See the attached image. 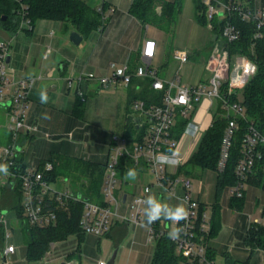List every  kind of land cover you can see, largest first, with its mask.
Instances as JSON below:
<instances>
[{
	"label": "built area",
	"instance_id": "2783aa9c",
	"mask_svg": "<svg viewBox=\"0 0 264 264\" xmlns=\"http://www.w3.org/2000/svg\"><path fill=\"white\" fill-rule=\"evenodd\" d=\"M204 6L207 25L212 31L211 20L216 17L219 31L213 40L210 55L205 63L209 73L208 79L190 86L180 82L176 73L171 78L158 76L157 68L153 67L150 58L154 55L156 42L154 39L144 40L141 57L133 70L127 63L122 65L109 64L110 72L97 75L94 72H81L68 79L67 87H74L75 92L84 99L85 82L94 81L99 87L129 86L133 76L150 79L152 90L161 92L160 102H146L136 98L129 104L127 116L134 125L132 135H113L107 152L106 167L102 181V203H98L77 195L70 188L59 189L55 181L49 179L53 164L43 160L41 165H23L20 161L22 145L20 139L25 133L31 132L35 125L28 122V105L34 77L13 79L6 70V58L11 53V41L0 39V106L5 111L3 127L7 132L5 142L0 143V164L8 165V175L0 173L4 186L17 188L20 192V208L26 222L30 225L53 226L57 221V211L66 210L74 202L83 205L80 217L81 230L84 234L103 236L110 230L115 221L138 225L144 213L143 202L146 195L155 188L182 202L188 211L186 219L174 222L161 218L147 227V240L155 241L157 236L167 235L174 243L176 251L185 259L186 264H214L207 256V236L210 230V219L207 218L206 206L192 194L193 184L188 177H178V168L189 158L180 155L178 147L185 134L197 135L198 124L188 115L194 111L200 100L220 101V114L227 119L219 148L216 171L222 172L229 156L232 139L238 129V118L243 119V137L240 146V158L234 172L236 182L229 186L231 196L241 197L250 179L259 172L264 176V134L249 119L244 106L240 103L239 89L253 73L255 65L246 57L235 55L229 57L227 43L238 39L240 29L234 24L233 16L254 24L253 39L264 37V0H249L241 3L236 0H200ZM101 10V6L97 7ZM28 27L21 21L20 29ZM50 47L46 49V53ZM173 59L179 65L188 61V52L177 49ZM254 65V66H253ZM75 82V83H74ZM208 85L209 87H207ZM236 97V99H232ZM179 119L186 123L181 134L175 136V126ZM122 158L130 161L139 171L146 170L152 179L145 183L141 192L134 194L128 202V212L120 213L119 206L123 196L115 195L113 188L117 182V167ZM180 190V192L178 191ZM126 200V199H124ZM125 202V201H124ZM201 205L203 207H201ZM5 210V212H3ZM8 210L0 208V225L3 227L0 256L3 259L15 252V245L9 243L11 236L7 229L5 214ZM262 217L249 223L252 226H264V207ZM250 218V215H248ZM179 230L175 237L169 233ZM57 242V241H56ZM51 246L46 254L52 253ZM262 252H264V248ZM43 258V257H42ZM95 264H107V259H99Z\"/></svg>",
	"mask_w": 264,
	"mask_h": 264
},
{
	"label": "trees",
	"instance_id": "16d2710c",
	"mask_svg": "<svg viewBox=\"0 0 264 264\" xmlns=\"http://www.w3.org/2000/svg\"><path fill=\"white\" fill-rule=\"evenodd\" d=\"M182 6L183 0H132L128 12L143 24L154 26L166 34L173 35ZM194 7L196 21L200 25L205 26L207 19L204 13V6L200 0H194ZM101 10H97L96 6L90 5L86 0H0V26L10 32H16L21 21H26L29 25L26 31L31 32L38 20L49 19L65 23L85 38L91 32L104 28L106 23L103 17L104 2L101 4ZM2 15H6L5 20L1 19ZM233 22L240 29V35L235 41L227 43L226 49L229 57L241 55L255 65L253 73L240 87L239 98L237 99L244 106L249 119L264 134V37L261 39L252 38L254 24L251 22L243 21L236 15L233 16ZM211 23L213 26L212 35L217 34L219 31L217 18L214 17ZM136 60H138V56ZM150 82L151 80L147 78L132 77L129 84L132 92L128 98V106L136 98L143 99L146 102L152 100L156 103L160 102L161 92L152 90ZM232 99H236V97ZM220 112V101L217 100L215 113L210 125L204 130L197 147L187 161L182 166H179L178 173L184 171L188 175H194L198 170H216L220 143L227 123V119ZM185 123V119H178L175 126L178 133L176 137L183 131ZM243 128V119L238 118V129L232 139L225 167L222 172L217 173L218 191L236 182L234 169L241 155L240 146ZM134 131V125H132L126 113L125 134L129 136ZM46 160L51 161L53 164V169L49 173L51 181H55L59 174L65 173L69 168L79 170L82 175L79 182L80 187L73 189V191L81 193L89 200L102 203L99 188L103 171L107 164L106 161L100 162L79 157H73L72 159L63 157L60 159L54 154H51ZM20 161L22 160L20 159ZM127 162L126 158L121 159L119 164L121 170L124 169V164ZM42 163L43 160L38 165ZM129 168L131 167L129 166ZM250 183L264 188V176L259 172L255 178L250 179ZM244 196L245 194H242L241 197L231 196L229 206L236 209L241 208L244 204ZM19 201L20 192L17 188H11L9 185L3 187L0 208L6 210L16 208L17 216L22 218L28 236L26 243V259L28 261L41 259L48 251L51 242L65 240L71 235L76 236L79 243L83 240L84 233L80 225V217L83 210L82 203L74 202L69 205L68 209L58 210L55 225L38 226L30 225L24 220ZM212 206L213 212L210 218V230L207 241L216 236L221 228V208L218 201L214 202ZM201 207L203 206L201 205ZM2 234L3 227L0 225V247ZM119 240L115 241L116 246ZM244 241L251 249L264 248V226L249 227ZM207 256L212 258L209 247H207ZM182 261H185V259L176 251L174 243L170 241L167 235L155 238L150 264H179ZM227 263L234 262L228 259ZM243 264H247V262Z\"/></svg>",
	"mask_w": 264,
	"mask_h": 264
},
{
	"label": "rangeland",
	"instance_id": "374dc122",
	"mask_svg": "<svg viewBox=\"0 0 264 264\" xmlns=\"http://www.w3.org/2000/svg\"><path fill=\"white\" fill-rule=\"evenodd\" d=\"M86 1L90 5L94 6L101 0ZM237 1L241 3H247L249 0ZM107 17L108 15L105 14L107 24L104 29V35L108 32L110 33V31H113L116 27L115 23L113 21H109ZM191 22L193 21L191 20ZM107 25L109 27L108 29ZM190 25L191 24L179 25L182 28V33L184 36L188 37V35L192 32V27ZM19 29L20 26L18 27L17 31ZM26 29H28V27H23V31H26ZM177 31L178 27L175 32ZM55 32L56 33L53 39L56 44L66 36L69 37V33H66L67 35L65 34V32H67L66 29H56ZM34 33H37V29H35ZM146 36L156 40L161 48L165 49L167 54H170L171 51L177 46L175 42V33L173 35L166 34L163 31H158L156 27H151L147 30ZM102 37L103 33L95 30L87 37L83 38L78 46L74 47H76L78 50L84 51V53L87 52V57L92 51L99 52L102 47H105L103 49V54L97 57L98 62L101 65H109L110 62H117L116 59L111 55V52H114V50L118 47V40L112 39L106 44L105 36L104 38ZM10 38V31L5 30L0 26V39L10 40ZM15 42L16 41L14 40L12 44L14 45ZM185 42H187V39L184 40V43ZM204 42L203 49L193 51V54H190L187 64L190 65L191 68H194V73H198L201 79H208L209 73L205 69V63L206 58L209 57L211 45L213 44L212 34L209 35L206 32ZM19 44L23 46V43L19 42ZM48 45L55 49V44H53V42H48ZM159 60L154 61L152 66H159ZM137 62L136 56L133 54L128 63L129 69L133 70ZM15 67L16 66L13 62L7 63L6 70L10 74H14L15 69H19L18 66L16 68ZM157 70L158 76L163 78L165 72L162 70V68ZM178 76L182 79L188 78L184 73H182L180 68L178 70ZM206 86L209 87L208 85ZM90 87L93 88V84H91ZM131 92L130 86L125 87L111 85L108 87H99L97 90L92 91L88 89L84 90V99H82L81 96L77 94L76 101L75 96H73V93L71 92L67 96L71 98L70 104L75 106V114L69 113L68 110L65 109L66 107H64V103H62L60 100H58L59 98L56 97V95L60 96L59 93L66 95V93L63 92L62 87H59L57 90H49L45 94L47 98L46 102L43 103L41 102V94L37 95L36 98H33V100L29 102L27 112L32 118H38L39 123L33 130H31L30 133H25V135L20 139V143L22 145L21 155L24 156V159L29 166H31V164H33L40 157L42 158L47 156L49 149L54 151V156L60 157V159L63 157L72 159L74 156L77 157L88 155L91 156L92 160L105 162L107 160V151L109 146L108 141L111 140V137L113 135H126V113L129 108L128 98ZM199 103L196 104L195 111L191 112L188 115V118H191L194 123L198 124V131H201V127L204 129L206 120H210L211 117H213L216 109V101L212 99L209 103L208 114H206L208 102L204 101L202 98ZM0 109V122H2L0 125L1 143L3 141L5 142L7 132L3 127V123L6 119L5 111H3V108L1 107ZM174 132L176 136V134H178L176 129H174ZM197 135L195 134L189 137V143L187 141L185 142L184 147L187 145V143L188 145L186 149H184V152L182 150L183 155H186L187 152L190 154L192 150H195L194 146L197 143ZM129 166L131 168H129ZM129 169H134L130 161L124 164L123 170H121L119 165L117 167V182L113 188V192L117 196L121 191L132 193L134 187H136V190H140L141 192L143 185L152 179L151 175H149L146 170L138 172L137 169H135L137 172L135 180L127 179L126 173ZM217 173L218 172L216 170H198L194 175H188L184 171H181L177 176L188 177L193 184L192 194H198L201 200H205L209 203L206 208L208 220L211 218L213 212L212 203L216 201H218L221 208L220 217L222 226L224 225L226 228H230L235 222L238 223L240 219H242L243 224H249L255 221V219L261 218V209L264 207V188H262V186H248L244 193L245 196L243 208L240 211H236V209L232 210L229 206V199L231 197L230 193L228 192L229 186H226L218 191ZM80 177H82V175L79 170L69 168L68 171L57 176L54 185L59 189L70 188L75 190L80 187ZM102 181L99 188L100 192ZM3 187L4 180H0V201ZM155 192L156 189L153 188L151 192L146 195V198L150 195H154ZM178 192H180V190ZM162 193L164 195V204L169 205L170 203H175V198L166 195L163 191ZM102 195L103 194L101 192V196ZM146 207L147 206L145 204L144 209ZM248 215H250V218ZM5 217L7 219V229L11 233L8 241L15 245L16 252L14 254H8L5 259H2L0 256V264H47V261L54 253L53 251L52 253L45 254L40 261H28L26 259V243L28 236L26 234L25 224L22 222V218L17 216L16 208L9 209L5 214ZM149 242L152 243V241ZM144 243L146 242L144 241ZM50 246L51 243L49 244V248ZM96 253L97 251H95V249H90L88 253L83 255L82 263L94 264L95 258L97 257ZM262 263H264V258H261L260 264Z\"/></svg>",
	"mask_w": 264,
	"mask_h": 264
},
{
	"label": "crops",
	"instance_id": "0c3cea01",
	"mask_svg": "<svg viewBox=\"0 0 264 264\" xmlns=\"http://www.w3.org/2000/svg\"><path fill=\"white\" fill-rule=\"evenodd\" d=\"M102 2L105 3L103 17L105 18V14H107L108 20L113 21L116 27L113 31H110V33L108 32L104 35V29L107 24L105 18L106 23L104 28L97 31L103 33L102 38L105 36L106 44L112 39L118 40V47L114 50V52H111V55L116 59L117 62L110 63H116L115 65H122L124 63L128 64L133 54H135L136 57L138 56V60L136 61L139 62L144 40L148 38L146 36L147 30L151 27H155L148 24H143L128 12V8L132 0H101L94 6H101ZM191 20L195 23L191 22ZM180 24H191L190 26L192 27V32L188 35V37L183 35L182 28L179 26ZM177 27L178 31L175 32V42L177 46L171 51L170 54H167L165 49H162L159 43L155 40V52L150 58V61L153 65L154 61L160 59L158 61L159 66H156L155 68H162V70L165 72L163 78L173 77L176 73L178 74V70L180 68L182 73L188 77L184 79L179 77L180 82L193 86L202 80L200 75L198 73L195 74L194 68H191L187 62L179 65V63L173 59V52L177 49H185L188 52L189 59V56L191 53L193 54V51L203 49L206 32L209 35H211L212 32L207 24L202 26L196 21L194 0H183L182 11L180 13L176 29ZM108 28L109 27L107 25V29ZM35 29H37V33H34ZM56 29H66L67 32H65V34H68L73 30L70 26L63 22L49 19H40L35 23V26L31 32L23 31V28L19 29V32H10L11 53L9 63L13 62L16 67H19V69L15 67L17 69H15L16 74L8 73L13 79H21L24 77L35 78L34 85L30 92L29 102L42 92L46 94L49 90H57L59 87H62V90L64 93H66V95L59 93L60 96L56 95V97H58V100L64 103L63 105L66 107L65 109L68 110L69 113L75 114V106L70 104L71 98H69L67 95L72 92L76 101L77 93L73 87H67L68 79L75 77L81 72L89 71L94 72L97 75H105L110 72V68L108 64L101 65L97 60V57L103 54V49L105 47H102L99 52L92 51L87 57V52L84 53V51L78 50L76 47H74L78 46L81 42L78 45L72 44L69 40V37L66 36L67 34L65 35V38L61 39L56 44L53 39ZM157 30L161 31L159 29ZM185 39H187V42H185L186 44L184 43ZM14 40L16 42L13 45L12 43ZM19 42L23 43V46H21ZM48 42H53V44H55V49L48 45ZM48 47H50V51L46 53V49ZM207 59L208 58H206V60ZM91 84H93V88L90 87ZM82 86L85 90L88 89L90 91L97 90L99 88V86L94 81L85 82ZM204 101L208 102V108L206 109V114H208L210 102L206 99H204ZM2 110L4 111V109ZM211 120L212 117L210 120H206L204 129L201 127V133L196 138L197 143L194 146L195 148L197 147L204 130L210 125ZM28 122L37 126L39 119L32 118L28 114ZM1 124L2 122H0V125ZM191 136L192 135L190 134H185L181 138L179 147L177 149L180 155L183 154L182 150L184 152V149H186L189 143V137ZM111 140L108 141L109 145ZM186 141L188 143L184 147ZM48 151L49 152L47 156L42 158L40 157L33 164L37 165L41 160H46L51 154H54V151L51 149ZM193 151L194 150H192L190 154L187 152L188 156H190ZM77 157L92 160L91 156L88 155ZM20 159L24 165L29 166L26 163L24 156L20 155ZM139 192L140 190H136V187H134L132 193L123 191L119 193V195L122 194L123 196V202H121V205L119 206L120 213L128 212L129 200L134 194ZM154 196H156V198L161 203H163V193H161L160 196V193H158L156 190ZM194 196L199 199L206 207L209 205L207 201L201 200L198 194ZM181 203L182 202L176 199L175 203H170L169 205L176 206ZM242 208L243 206L238 209H231L240 211ZM146 225L147 221L145 214L143 213L140 224L134 225L131 223H126V225H124V222L115 221L111 225L109 232L103 236L84 234L83 240L79 243L76 236L71 235L65 240L54 243V246L52 247V251L54 253L47 261V264H57L61 261H71L73 264H84L82 263L83 255L88 253L90 249H95V251H97V257L95 258L94 264L99 259L108 260L116 246L115 241L119 239L120 240L117 245L118 250L113 264H150L154 249V241L150 243L147 240L148 233ZM248 226V224H243L242 219H240L238 223H233L230 228H226L224 225L222 226L221 223V228L217 235L208 240L209 252L214 264H228V259L234 262L230 264H243L244 262H247V264H260L261 258H264V252H262V249H260V247L251 249V247L248 246L244 241ZM144 241L146 243H144ZM1 258L3 259L2 256ZM40 260L41 259L36 261ZM179 264L186 263L185 261H182Z\"/></svg>",
	"mask_w": 264,
	"mask_h": 264
},
{
	"label": "clouds",
	"instance_id": "9594fccd",
	"mask_svg": "<svg viewBox=\"0 0 264 264\" xmlns=\"http://www.w3.org/2000/svg\"><path fill=\"white\" fill-rule=\"evenodd\" d=\"M45 93H41V102H46ZM0 173L8 175V165L0 164ZM137 172L135 169H129L126 173V178L135 180ZM146 208L144 209V214L148 225L156 222L162 217L174 222H179L180 220L186 219L188 216V211L185 206L181 203L176 206H170L168 204L161 203L154 195L148 196L144 201ZM179 230L169 233L170 237H175Z\"/></svg>",
	"mask_w": 264,
	"mask_h": 264
},
{
	"label": "water",
	"instance_id": "95a60500",
	"mask_svg": "<svg viewBox=\"0 0 264 264\" xmlns=\"http://www.w3.org/2000/svg\"><path fill=\"white\" fill-rule=\"evenodd\" d=\"M1 19L5 20L6 19V15H2ZM215 38H216V34H213L212 35V40H214ZM82 39H83V36L81 34H79L75 30H72L69 33V40L74 45H78L82 41ZM6 61L9 63L10 55L7 56ZM77 195L80 196L81 193L78 192ZM3 212H5V210ZM117 250H118V246H115V248L113 249L110 257L107 260V264H113L114 263V260H115L116 254H117ZM57 264H73V263L71 261H61L60 263H57Z\"/></svg>",
	"mask_w": 264,
	"mask_h": 264
}]
</instances>
